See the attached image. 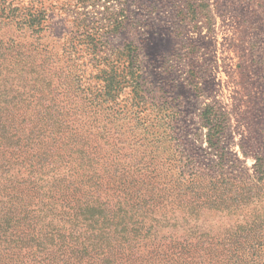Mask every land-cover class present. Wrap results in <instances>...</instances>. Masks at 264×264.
<instances>
[{"label": "trees", "instance_id": "16d2710c", "mask_svg": "<svg viewBox=\"0 0 264 264\" xmlns=\"http://www.w3.org/2000/svg\"><path fill=\"white\" fill-rule=\"evenodd\" d=\"M24 22L36 38L22 46L32 50L22 56V90L8 99L0 80V264H264V158L247 181L168 163L142 150L148 144L121 154L117 139L107 151L106 127L87 118L88 96L51 69L45 14ZM2 49L0 76L21 59L17 46L7 59ZM136 50L124 47L128 71ZM220 115L210 104L201 112L211 150L227 126Z\"/></svg>", "mask_w": 264, "mask_h": 264}, {"label": "rangeland", "instance_id": "374dc122", "mask_svg": "<svg viewBox=\"0 0 264 264\" xmlns=\"http://www.w3.org/2000/svg\"><path fill=\"white\" fill-rule=\"evenodd\" d=\"M2 11V57L17 46L21 58L0 76L13 90L8 99L22 90V56L32 55L22 46L36 38L24 21L41 11L51 69L88 96L87 118L106 127L107 151L121 139V154L148 144L142 150L171 164L247 181L256 175L257 156L264 158V0H1ZM130 43L138 56L132 71L125 69ZM209 104L227 119L213 150L201 118Z\"/></svg>", "mask_w": 264, "mask_h": 264}]
</instances>
